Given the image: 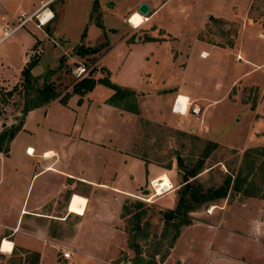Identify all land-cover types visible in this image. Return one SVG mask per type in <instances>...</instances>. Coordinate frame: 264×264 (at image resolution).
I'll list each match as a JSON object with an SVG mask.
<instances>
[{
  "label": "rangeland",
  "instance_id": "374dc122",
  "mask_svg": "<svg viewBox=\"0 0 264 264\" xmlns=\"http://www.w3.org/2000/svg\"><path fill=\"white\" fill-rule=\"evenodd\" d=\"M93 1L52 2L50 9L53 17L50 22L55 24L59 20L53 38L41 42L42 47L30 50L38 57L37 64L31 70L36 85L42 82L47 69H52L47 79L54 84L57 92L66 93L74 81L86 76L91 70L97 71L94 76L98 78L105 75L102 70L105 68L110 81L125 84L145 94L138 103L139 94L134 93L128 99V104L135 102L137 108L145 107L146 114L153 116L162 113L165 116L169 113L164 106L165 99L160 94L162 88L172 86L184 91L190 87V80L199 76L202 85L206 86L205 77L198 72V68L205 69L207 59L199 58L198 49L194 50L193 47L189 51V59H186L187 45L194 35L218 45L236 44V49H241L245 59L258 65L264 63V0H143L150 8L145 14V22L137 28L127 24L128 20H125L128 14H124L137 0H100L103 10H110L107 13L98 10L101 7L98 0H95L96 6ZM109 2L113 4L112 8L106 7ZM233 8L238 14L226 20L216 18L206 21L228 13ZM95 23H100V26ZM46 27L49 30V26ZM83 30L85 36L81 39ZM24 34L16 31L0 44V65L5 66L7 58L12 67L3 74L0 71V97L3 99L0 102V116L15 120L14 123L20 118L23 99L15 92L11 95L5 92L19 82L20 75L15 74L14 67L19 66L21 58L30 52L28 38L25 39ZM78 43L102 45V48L95 54L79 57L73 50ZM233 53L230 51L229 59ZM100 55L103 67L97 63ZM235 58L240 59L237 54ZM184 62L188 65L186 70L183 69ZM228 65L231 73L246 67L242 64L234 67L230 61ZM77 66H83L84 72L77 73ZM258 81L262 86L264 76H260ZM194 90L200 92L204 88L195 87ZM211 90L212 94L220 95L223 89H215L211 85ZM110 92L108 87L96 83L90 91L78 95L81 99L71 95L70 104H73V100H79L77 105H83L65 119H75L78 128L82 125L84 129H91L96 115H93L90 106L86 107L85 102L88 98L109 96ZM242 92L240 97L243 101L249 100V85L244 84ZM187 112L191 113L190 109ZM225 112V121L219 122L216 115L208 118L214 129H229L226 121L231 112L229 109ZM134 115L128 151L157 166L159 172H165L172 187L166 194L154 195L149 182L145 180L134 195L120 198L119 237L116 249L107 261L112 264H143L155 253L153 260L156 264H264V131L257 141L259 143L243 147L239 138L233 139L231 144L212 141L202 131L192 127L188 129L189 123L178 130L151 122L141 117L139 111ZM34 119L30 115L22 123L31 127ZM65 128L74 132L71 124H66ZM123 128L118 122L114 124L115 137L122 134ZM47 141L52 147L60 143L53 139ZM207 141L214 142L216 146L206 152ZM68 144L66 149L70 150L71 144ZM199 160H202V165L194 180L203 191L217 187L227 176L231 181H243L236 190L230 185L225 197L202 203L190 211V223L180 226L171 242L173 230L170 225H164L162 212L174 207L183 172ZM156 186L159 191L164 185ZM142 189L147 191L141 192ZM137 202L140 205L138 208L135 207ZM85 203L83 196L72 193L67 202V211L81 215ZM122 205L129 210L128 213ZM136 212H141L137 219L132 215ZM68 220L69 226L75 223L71 215ZM165 253L160 261V256ZM0 264L18 262L15 257L0 256Z\"/></svg>",
  "mask_w": 264,
  "mask_h": 264
},
{
  "label": "crops",
  "instance_id": "0c3cea01",
  "mask_svg": "<svg viewBox=\"0 0 264 264\" xmlns=\"http://www.w3.org/2000/svg\"><path fill=\"white\" fill-rule=\"evenodd\" d=\"M53 1L56 0H0V25L12 24L21 11L28 14L39 8L44 13L51 12L53 17L50 9ZM98 1L101 4L98 10H103L102 2ZM140 2L144 1L137 0L133 7L125 10L124 14H128L125 21L130 14L137 12L136 7ZM112 6L111 2L106 5L107 8ZM103 11L107 13L110 10ZM236 14L238 12L233 8L228 13L206 21L216 18L226 20ZM51 19L38 27L33 19L16 30L25 33V39L28 38V51L42 47L41 42L53 38V31L59 20L54 24L50 22ZM45 25L49 26V30ZM235 46L236 44H214L194 35L187 45L186 59H189L192 47L194 50L198 49L199 58L207 59L205 69L198 68V72L205 77L206 86L202 85L199 76L191 79L190 87L184 91L172 86L162 88L160 94L165 99L164 106L169 114L152 116L146 114L145 107L142 106L141 109L138 106L141 117L178 130L189 123L188 129L192 127L200 130L212 141L231 144L233 139L239 138L243 147L259 143L257 141L264 131V81L262 88L258 79L264 76V63L260 62L258 65L245 59L241 49H236ZM230 51L234 53L229 59ZM101 53H104L103 50ZM236 54L240 59L235 58ZM101 55L97 60L99 67H103L100 64ZM27 60V55L21 58L19 66L14 67L15 74H19ZM229 61L234 67L237 64L246 67L237 73H231ZM5 63V66L0 65L2 74L12 68L7 58ZM186 64L183 63L184 70L188 67ZM96 72L91 74L95 79L98 78L94 76ZM244 84L249 85L251 97L243 101L240 96ZM118 85L138 93V103L145 97V94L132 87ZM207 85L210 88L207 89ZM211 85L215 89H223L222 93L212 94ZM195 87H203L204 90L195 91ZM180 95L187 98L188 104L184 112L182 108L179 109L180 112H176ZM72 96L81 99L77 94ZM70 97L71 95L65 104L55 99L28 110L22 122L33 115V125L27 127L22 123L8 142L7 152H0V256L15 257L18 264H32L24 260L31 252L38 254L36 264H105L117 246L120 198L123 195H134L145 180L149 182L154 195L166 194L172 187L165 172H159L157 166L128 151L134 113L105 103L108 96L88 98L86 107H91L96 121L91 129H84L82 125L78 128L75 119L68 121L65 118L74 114L83 104L77 105V100L70 104ZM216 105L219 106L216 108ZM188 109L192 114L187 112ZM228 109L231 112L226 121L229 129H214L208 118L216 115L219 122L225 121L224 113ZM14 122L13 119L0 116V131ZM117 122L124 128L122 134L115 137L114 124ZM66 124H71L72 129L77 128L74 132L69 131L65 128ZM50 139L60 143L57 147H52L47 141ZM68 143L71 144L70 150L66 149ZM159 184L164 186L158 191L156 185ZM72 193L86 199L81 215L67 211V202ZM69 215L75 218V223L71 226ZM4 245H7L6 248ZM62 246L65 250H70L69 257L61 256L59 247Z\"/></svg>",
  "mask_w": 264,
  "mask_h": 264
},
{
  "label": "trees",
  "instance_id": "16d2710c",
  "mask_svg": "<svg viewBox=\"0 0 264 264\" xmlns=\"http://www.w3.org/2000/svg\"><path fill=\"white\" fill-rule=\"evenodd\" d=\"M93 3H95L94 6H96L95 0L93 1ZM94 6L92 7L95 8ZM95 24L100 26V23ZM84 36L85 30H83V32L81 33V39H83ZM101 48L102 45L88 46L82 43H78L74 46L73 50L75 55L83 57L85 55L95 54ZM60 59L62 60V56ZM37 61V56H33L32 58L28 59L19 71V82L15 84L9 91L5 92L7 95H11L13 92L19 94L22 97L23 102L19 110L20 118L16 121V123L11 124L0 131V152H7L8 142L20 129L23 116L28 110L44 105L49 101L55 99L61 104H65L67 98L70 95H82L90 91L96 83L102 84L111 90V94L107 97L105 103L135 114L138 113L137 104L135 102L128 104V99L132 98L134 91L110 81L107 76V70L105 68H102V70L105 71V75L95 79L91 76L93 72V70H91L86 76H83L74 81L69 92L59 93L56 91L54 84L47 79V75L52 73V69H47V74L43 76L42 82L39 85L35 84V76L31 73V70L37 64ZM1 101H3V99L0 97V102ZM78 101L79 100H77V102ZM206 144V152L216 146L214 142L210 141H207ZM178 164H181L180 160L178 161ZM201 165L202 160H199L194 166L187 168L185 172H183L181 177V185L178 189V197L176 199L174 207L172 209H166L162 212L164 225H170L173 230V234L170 237L171 242L174 241L179 227L182 225H188L190 223L188 214L190 211L194 210L202 203L225 197L227 189L230 187V185L233 189L236 190L240 188V185L243 181L237 179L231 181L227 176L217 187L206 188L203 191L201 190L200 184L195 182L194 180V177L199 172ZM139 206V202H137L135 207L138 208ZM122 208L126 209L127 213L129 212V210L124 205H122ZM140 213L141 212H136L132 215H134V217L137 219ZM154 255L155 253L151 254L148 259L143 262V264H156L157 262L153 260ZM165 255L166 253L160 256V261L164 258ZM37 259L38 254L35 252H31L27 254V256H25L24 260L32 262V264H36Z\"/></svg>",
  "mask_w": 264,
  "mask_h": 264
},
{
  "label": "built area",
  "instance_id": "2783aa9c",
  "mask_svg": "<svg viewBox=\"0 0 264 264\" xmlns=\"http://www.w3.org/2000/svg\"><path fill=\"white\" fill-rule=\"evenodd\" d=\"M47 13H44L42 10H40V8L28 14L24 11L19 12V14L15 18V21L12 24L3 23L0 25V43L8 39L17 29L23 27V25L28 21H32L33 19H35L36 20L35 24L37 27L40 26V24H44L52 17L51 12L48 11ZM34 53H35L34 51L33 52L30 51L27 56L28 57L30 56L32 58V56H34ZM76 69H77V73L79 74L84 72L83 66H77ZM0 85H1V78H0ZM176 98L177 96L175 97L174 101H176ZM59 251L63 258L69 257L70 250H65L64 246L59 247ZM105 264H112V263L106 262Z\"/></svg>",
  "mask_w": 264,
  "mask_h": 264
},
{
  "label": "bare ground",
  "instance_id": "6f19581e",
  "mask_svg": "<svg viewBox=\"0 0 264 264\" xmlns=\"http://www.w3.org/2000/svg\"><path fill=\"white\" fill-rule=\"evenodd\" d=\"M133 17H138L139 18V22L138 23H134L133 22ZM145 20H146V18L143 15H141L140 13H138V12H134V13L130 14L129 17H128L129 24L132 27H134V28L139 27ZM187 104H188L187 103V98L185 96L180 95L178 97V106L176 108V112H180L179 109H181V108H182V112H184L186 110ZM4 246L6 248L7 245H4Z\"/></svg>",
  "mask_w": 264,
  "mask_h": 264
},
{
  "label": "water",
  "instance_id": "95a60500",
  "mask_svg": "<svg viewBox=\"0 0 264 264\" xmlns=\"http://www.w3.org/2000/svg\"><path fill=\"white\" fill-rule=\"evenodd\" d=\"M136 10L138 13H140L141 15H145L147 13V11L149 10V7L147 4H145V2H140L137 7ZM144 192H146L147 190H143Z\"/></svg>",
  "mask_w": 264,
  "mask_h": 264
},
{
  "label": "snow or ice",
  "instance_id": "6c2138e0",
  "mask_svg": "<svg viewBox=\"0 0 264 264\" xmlns=\"http://www.w3.org/2000/svg\"><path fill=\"white\" fill-rule=\"evenodd\" d=\"M133 22L134 23H138L139 22V18L138 17H133Z\"/></svg>",
  "mask_w": 264,
  "mask_h": 264
}]
</instances>
